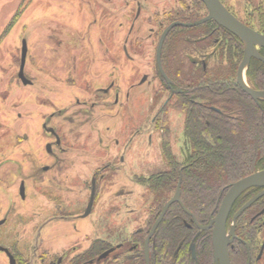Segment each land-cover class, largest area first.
I'll list each match as a JSON object with an SVG mask.
<instances>
[{"label":"rangeland","instance_id":"374dc122","mask_svg":"<svg viewBox=\"0 0 264 264\" xmlns=\"http://www.w3.org/2000/svg\"><path fill=\"white\" fill-rule=\"evenodd\" d=\"M75 1L0 0V220L5 214L2 209L5 208L6 211L8 209V206L7 208L4 206L5 201L2 198L8 196L13 199L9 216L14 222L10 223L8 229L0 228L1 246L12 245L10 239L14 240V236L20 239L26 232L27 236L29 230L32 231L31 236L35 234L47 219L46 217L42 222L38 220L37 214L42 213L41 208L43 211L56 208L47 200L53 198V193L68 200V203L81 200L79 210L83 212L89 197V180L95 170L102 169L104 163H109L108 165L115 169L124 165L139 176H148L157 170L159 154L156 135L151 137L150 144H147L146 137L138 142L143 141L139 148L140 152L136 149L126 152L123 149L130 136L128 133L122 135V121L117 117L119 107L113 106L111 111L110 107L103 109L97 106L98 108L91 111L92 115L86 120L90 126L83 125L85 119L79 114L85 110L77 107L76 101L93 102L95 98L89 95L95 87L102 85L101 77L102 79L105 77L95 66L87 64L91 63L90 60L87 62L82 60L88 65L87 69L83 65L82 68L77 67L71 72V55L79 54L81 59L87 56L91 59L98 53V47L95 46L93 39L102 37L109 43L111 35L115 65L112 77L115 89L113 95L118 97V104L127 102L124 97L126 92L134 95L138 91H145L148 97L158 88V81H155L153 76L159 29L154 24L155 21H160L165 12L175 7L176 3L174 0H107V2L82 0L84 7L81 11L80 8L74 10ZM90 1L93 4H90ZM252 1L257 6L258 1L262 0ZM229 3L237 8L238 1L234 3V0H229ZM137 4L142 11L133 25ZM76 12L89 15L90 19L91 14L94 19V15L101 12L103 31L97 26L92 28L93 32L89 31L90 19L84 18L78 27L75 24L79 19ZM117 20L121 26L117 27ZM131 24L133 30L129 34L128 28ZM86 31L90 32L93 45L89 41L88 43L80 41L79 52L75 42L79 35L82 40H88L90 35L85 34ZM50 38L59 46L55 47L51 64L45 53ZM23 40L28 48L24 73L32 81V86L23 85L17 78ZM107 42L104 43V47ZM124 46L132 58L130 62L123 57ZM143 75L148 77L147 83L140 90H135ZM112 112L113 121L110 119L113 117ZM173 119L178 132L181 127L178 124L180 118L175 116ZM44 123L52 127L62 141L59 149L63 153L60 154L58 148H53L54 158L47 157L45 153V145L51 143L52 139H49L42 130ZM171 129L170 133L175 137L173 125ZM24 135L27 136L26 141L22 140ZM99 139L102 141L99 142ZM171 142L173 145L172 139ZM132 146L133 144L129 149H132ZM134 153L140 154L135 158ZM120 157L127 159V164L119 165ZM140 162L141 164L137 165ZM44 166H49L53 172L42 174L40 169ZM100 171L105 174L104 170ZM128 171L123 169L119 175L115 174L114 182L117 185L114 183L113 188L109 183L99 185L91 216L73 222L60 221L48 226L46 235L51 246L66 249L77 242L82 243V246L86 245V237L100 236L103 224L100 217L103 220L108 218L114 229H121L127 224L130 225V229L142 226L143 221H139L138 224L135 221L142 215L144 207L138 203L142 201L144 192L141 187L132 185ZM22 180L26 182L27 195L24 202L17 195L18 185ZM59 181L63 187H57ZM125 181L131 185L129 188L124 186ZM126 194H130L131 197L126 198L124 196ZM144 197L147 198L146 195ZM126 207L135 212L127 214ZM116 214L120 222L117 221L118 218L114 219ZM126 216L129 221H125ZM37 220L39 224L32 228L31 225ZM5 234L12 237L8 236L7 239ZM24 240L25 238L21 239L19 245L25 244ZM32 244L33 239L29 245ZM1 259L0 257V264H3Z\"/></svg>","mask_w":264,"mask_h":264},{"label":"flooded vegetation","instance_id":"af4514ba","mask_svg":"<svg viewBox=\"0 0 264 264\" xmlns=\"http://www.w3.org/2000/svg\"><path fill=\"white\" fill-rule=\"evenodd\" d=\"M219 1L227 9V11H229V13L232 14L242 24L264 35V0L258 1L257 6L252 0H234V3L238 1L236 9L234 8V5L229 3V0ZM75 2L76 5L74 6V10L80 8L82 11L84 7L83 1L76 0ZM174 3H176V6L171 8L168 12H165L162 15L160 21H155L154 24L157 29H159L158 32L160 38L163 30L166 27L173 23H179L174 26L167 34L168 36L174 29L180 28L178 34L174 37L171 47L168 50V59L172 63L171 66H174L175 68L173 74H171V79L168 78L162 64V56L164 53L163 47L167 38L166 36L161 49L160 63L161 68L168 79V82L160 74L157 66L156 50L159 41L158 38L155 47V74L153 76L154 80L158 81V88L154 90V93H151L148 97H146L147 94L145 91H138V93L134 95L126 92L124 97L127 102L118 104V97L113 95L115 89L112 77L114 74L113 66L115 67V65H113L112 40L110 39L112 36H109V43L106 40V47H104V43H106L104 38L97 37L93 39V41L95 46L98 47L99 54L95 53L94 57L91 59L88 56L84 59H81L79 54L71 55V72L75 71L77 67L80 68L83 65L86 67V69L88 65H93L98 70V72L101 73V75L103 74L105 79H102L101 77L100 81L102 85L95 87L94 91L90 93L89 97L95 98L93 102L83 101L79 103V101H76V104L77 107L85 110L79 115L85 119L83 125L88 127L90 124L86 122V120L89 119L88 116L92 115L91 111L94 109L98 107L108 109L110 107L109 110L112 111L111 107H119L120 111L118 112L117 117L122 121V135L128 133L130 136L128 140H126L123 149L126 152H132L135 149L140 152L139 148L143 144V141L141 143L138 142L142 140L143 137H146L147 144H150L151 137L156 135L158 142L159 163L157 162V170L154 172V175L163 173V176L165 177L164 171L167 170V168H175L177 166L179 167L178 176L175 178L176 181L174 192L171 193V195L162 205V208L160 209L155 221L161 215L164 205L174 196L179 183L180 203L174 202L170 204L156 230L153 232L152 236H150L147 243L148 264H151L150 252L154 236L158 231L157 229L166 217H168L171 221H175L176 218L180 217L183 224L189 229L185 233L187 246L184 247L185 252H182L179 255V259L181 260L174 263V261H172V254L174 256V253L171 251V248L162 246V244H160L158 262L156 264H166V262L167 264H216L212 245L213 225L209 227L210 222L216 217L223 199L234 183H237L242 179L249 177L250 175L264 172V150L256 153V157L253 160L254 166L247 169V172L244 175L239 176L235 181L229 184H224L221 186V188H219V194L212 211H207V213H205L206 218H202L200 222L197 219L198 217L193 212L185 208L181 198L182 171L188 165L187 163L185 164V162L188 161L195 163V160L192 159L194 157L192 150L190 151L189 149L188 141L190 140L189 138L191 133H187V126L189 127V125H192L191 123L197 119L198 122L201 120V122L204 121L206 124L209 123L208 120L211 119L209 118V110L212 111V115H220L225 113L230 118L236 119L238 117V120H240L241 107L239 106L238 102L236 103L238 99L247 97L257 106L264 103V100L258 101V103H256L250 96L241 90L237 83V70L244 53V47L239 39L215 23L213 20L196 24L207 16V9L200 0H174ZM90 4L93 3L90 1ZM128 8L129 6L126 7V10H128ZM70 9L73 10L72 7ZM141 11L142 10L139 4H137L136 13L133 17V25L139 19ZM101 12L95 14L94 19L92 14V18L90 19L89 15L85 16L76 12L77 19H79L75 24L80 27L83 18L87 20L90 19L88 23L89 31L93 32L92 28L95 26H97L99 30H102L103 16ZM72 18H74V16H72ZM118 25L121 26V23H119L117 20V27ZM133 25L131 24V27L128 28L129 34L132 33ZM85 34L90 35V37L87 38L88 40H82L79 35V37H77V42H75L78 46L77 50L79 52L81 50V42L86 43L89 41L92 44L90 32L86 31ZM53 41L54 39L52 38L48 39L45 50L50 64L52 59H54V57L51 59V56L53 55L54 51H56L55 47H59L57 42L55 43ZM122 51L123 57L130 62L132 58L127 52L126 46L123 47ZM259 54L264 57V50H259ZM82 60H85L86 62L90 60L91 63H87V65L85 62H82ZM253 61L264 64V62L260 60L251 58L249 66L245 71L246 83L253 90L264 91V89L255 88L253 82L247 77V71ZM46 63L48 66V62ZM180 65L182 69L177 70L176 68ZM25 78L29 81L27 86H32L33 83L28 78V76H25ZM147 81L148 77L143 75L137 84L138 86L134 89L140 90L141 87L147 83ZM233 95H235V98L233 101H231L230 98ZM261 109L264 112V108ZM199 110H201L200 117L202 118H193V112H195V115H198ZM83 112L85 114H83ZM112 116L113 117L110 119L113 121V112ZM175 116L180 118V122L178 124L179 127H181L178 132L176 131L177 125L173 123V118ZM213 117L212 121L223 120L218 118L216 119L215 116ZM225 121H227V119ZM170 125L171 127L173 125L176 135L175 137L173 133H170L172 131ZM137 127H140L141 129H137ZM259 129L264 131V123L260 125ZM42 130L49 139H52L51 143L45 145L46 156L52 158L55 157V153L52 152L53 148H58V153H63V151L59 149L62 145V141L57 132L52 127L48 126L47 123L42 125ZM26 139L27 136L24 135L22 140L26 141ZM171 139L173 141V145ZM101 141L102 139H99V142ZM131 144H133L132 149H129ZM164 147H168L169 154L172 156V160H166ZM108 149L105 151L107 152ZM138 155H135L134 153L135 158H137ZM118 161L119 165L127 164V159H124L123 157H120ZM108 164L109 163H104L102 169L95 170L89 180V197L92 189V183L94 182V198L91 211L85 218L92 215L91 213L97 197V188L100 189L99 185L109 183L111 184V188H113L115 183L114 178H116L115 174L119 175V172L123 169H126L127 171L129 170L128 167L125 168L124 165L122 167L120 166L121 168L115 169L111 168ZM140 164L141 162L137 165ZM138 168H140V166H138ZM40 170L42 174H51L53 172L49 166H44ZM100 170H104L106 175H103ZM58 172L59 170H57V173ZM128 172H130V182L132 185L141 187L144 192L143 198H141L142 201L138 203H141V205L144 207L143 211L141 212L142 215L138 220L136 219L137 221H135L137 224L139 221H143L142 226H136V228L134 227L133 229H130V225L127 224L121 229H114L111 226L108 218L103 220V218L100 217V221L103 223L101 224L100 228V236L92 235L91 237H86V245L82 246V243L77 242L66 249L52 247L49 242L50 239L46 235V229L48 226L60 221L73 222L79 219H84L82 215L84 214L89 201L88 197L86 207L84 211L81 212L82 210H79L81 206L80 204H82L81 200L75 201V203H68V200L63 199L57 193H53V198H49L47 200L52 202L56 208L54 210L50 209L45 211H43V208H41L42 213L37 214L38 220L42 222L46 219V217L47 219L44 221V223H42L41 226H39L35 234L31 236L32 231L29 230L27 236V232L25 235H22L20 239L14 236V240L13 238L10 239V241L12 240V245L8 247L0 245V248L6 249L8 251L15 264H133L134 262H130V260H132L134 257L138 258L137 264H140L142 260L143 262L141 264H147L145 243L151 232L150 229L155 221L152 223L150 229L147 231L142 241L137 239L136 234L145 232L147 212L148 209H150V205H152L150 201L151 199L144 197V195H146V187L141 182L143 179L145 180L148 178L151 174L148 176H139L135 175L133 171L129 170ZM166 179L167 177L164 179V182H166ZM25 183L26 182L22 180L18 185L17 195L22 202L26 200L27 195ZM123 183L127 188L131 186L127 181ZM115 184L117 185V183ZM60 186L63 187V184L59 181L57 187ZM124 196H126L128 199L131 197L130 194H126ZM2 200L5 201L4 206L6 208L8 206V209L7 211L5 208L2 209L4 210L5 214L0 220V228L3 227L4 229H8L10 223L13 222V219H11V216H9L13 199L5 196L2 198ZM173 206H178L183 213V216L178 215L174 211L169 213V210ZM30 209L33 211L31 207ZM125 211H127V214H130V212H135V210H132L129 207H126ZM117 215L118 214L115 215L114 219L118 218L117 221L120 222ZM127 218L128 217L126 216L125 221H129V218ZM38 220L34 222V225H31L32 228L39 224ZM224 227L225 235L228 240L227 253L230 264H264V184L246 187L235 197L228 211ZM13 232L14 231H12V235ZM158 233L160 236L163 235V233L164 236L166 234L165 231H160ZM12 235L9 236L5 234L7 239L8 236L11 238ZM24 238L25 240L23 243L25 244L19 245L20 240ZM30 238L31 240L33 239L32 245H29L31 242ZM161 239L160 243H162ZM39 240H41V242H39ZM201 243H204V245L201 246ZM170 251L171 255L168 259V253ZM175 252H177V250ZM0 254L2 263L9 264L8 255L3 250H0ZM182 259H185V261Z\"/></svg>","mask_w":264,"mask_h":264},{"label":"trees","instance_id":"16d2710c","mask_svg":"<svg viewBox=\"0 0 264 264\" xmlns=\"http://www.w3.org/2000/svg\"><path fill=\"white\" fill-rule=\"evenodd\" d=\"M179 29H174L164 42L162 64L169 79H171L175 68L171 66L172 63L168 59V50ZM176 69L181 70V65ZM247 77L253 82L255 88L264 89V64L253 61L247 71ZM234 98L235 95L230 100L233 101ZM237 102L242 111H240V120L238 117L230 118L225 113L212 115V111L209 110V118H211L208 120L209 123L206 124L201 120L198 122L197 119L191 123L192 125L187 126V133H191L188 141L189 149L192 150L194 155L192 159L195 160V163L185 162L188 165L182 171L181 198L185 208L193 212L200 222L202 218H206L207 211H212L219 194V188L244 175L247 169L254 166L253 160L256 153L264 150V131L259 129L260 125L264 123V112L261 109L264 108V103L257 106L247 97L238 99ZM200 111H198V115L193 112V118L200 117ZM213 116L224 121H212ZM226 119L227 121H225ZM164 148L166 160H172L168 147ZM178 168V166L167 168L164 171L165 177L163 173L159 175L153 173L141 181L146 187V196L151 199L152 205L147 212L145 232L136 234L140 241L143 240L157 218L162 205L174 192ZM166 177V182H164ZM173 211L178 215L183 214L178 206L171 207L169 213ZM157 230L151 245V264L158 262L160 244L171 248L174 253V256L172 254L174 263L180 261L179 255L185 252L184 247L187 246L185 233L189 230L181 218L178 217L175 221H171L166 217ZM159 230L165 231V236L164 233L160 236ZM160 239L162 243H160ZM200 245L203 246L204 243ZM176 250L177 252H175ZM171 251L168 253V259ZM182 260L185 261V259ZM130 262L137 264L138 258L134 257Z\"/></svg>","mask_w":264,"mask_h":264},{"label":"water","instance_id":"95a60500","mask_svg":"<svg viewBox=\"0 0 264 264\" xmlns=\"http://www.w3.org/2000/svg\"><path fill=\"white\" fill-rule=\"evenodd\" d=\"M205 8L207 9V16L199 21L196 24L213 20L215 23L223 27L225 30L230 32L232 35H234L239 41L242 43L244 47V53L243 58L239 64L238 70H237V83L241 90L246 93L248 96H250L256 103L258 101L264 100V91H256L251 89L245 80V71L247 70L251 58L260 60L264 62V57L259 54V50H264V35L254 31L244 24H242L239 20H237L232 14L227 11V9L221 4L219 0H200ZM179 23H173L166 27L157 44V50H156V61L157 66L159 69L160 74L164 77V79L168 82L167 77L165 76L160 63V54L161 49L163 46V42L168 34V32ZM26 55H27V45L26 42L22 41L21 46V54H20V64L18 69V79L21 81L23 85H27L29 81L24 76V66L26 61ZM52 131V130H51ZM263 182V183H261ZM264 184V172L257 173L254 175H250L249 177L242 179L241 181L234 183L231 188L228 190L225 198L223 199L221 206L218 210V213L214 219L211 220L209 227L213 225L212 229V245H213V254L216 264H230L228 253H227V244L228 240L225 235L224 226H225V220L228 214V211L231 207V204L233 203L235 197L246 187L253 186V185H259ZM180 196V183L177 185L176 191L174 196L171 198L170 201H168L161 212V215L159 218L154 222L150 229L149 237L146 240L145 243V255H146V263L148 264V249H147V243L152 236L153 232L156 230L158 224L162 220L166 210L170 206V204L174 202L180 203L179 200ZM94 198V182L92 183V189L89 197V201L87 204V207L85 209L84 214L82 215L83 218H85L91 211L92 203ZM201 228V227H200ZM0 250H3L9 258V264H15L13 258L8 253L6 249L0 248Z\"/></svg>","mask_w":264,"mask_h":264}]
</instances>
